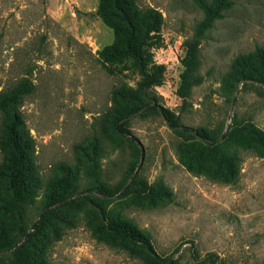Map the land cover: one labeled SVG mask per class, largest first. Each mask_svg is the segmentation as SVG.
Listing matches in <instances>:
<instances>
[{"label": "rangeland", "instance_id": "374dc122", "mask_svg": "<svg viewBox=\"0 0 264 264\" xmlns=\"http://www.w3.org/2000/svg\"><path fill=\"white\" fill-rule=\"evenodd\" d=\"M232 1L196 37L194 0H138L162 16L148 48L163 71L159 105L213 144L148 107L126 120L131 139L115 130L113 92L140 76L104 61L113 33L98 0H0V91L32 88L18 113L35 175L27 206L11 201L0 114V220L21 234L20 257L14 248L0 264H264V96L237 61L261 66L264 0ZM113 222L135 226L149 249L115 236Z\"/></svg>", "mask_w": 264, "mask_h": 264}, {"label": "trees", "instance_id": "16d2710c", "mask_svg": "<svg viewBox=\"0 0 264 264\" xmlns=\"http://www.w3.org/2000/svg\"><path fill=\"white\" fill-rule=\"evenodd\" d=\"M194 2L203 12V19L197 25L196 37L202 36L211 29L214 22L220 20L224 12L233 5L232 0H194ZM97 12L113 33L112 43L102 53L104 61L117 64L129 61L140 76L136 89L120 86L113 92L111 114L115 130L124 137L130 138L126 120L142 108L148 107L147 110L157 111L174 132L192 135L203 142L218 143V140L212 141L213 138L205 129L190 128L175 122L170 111L159 105L158 98L153 92L152 88L160 85L163 71L158 66L150 67L148 48L158 40L162 26L161 14L152 8H141L138 0H98ZM256 57L260 60V67L256 66V60L253 61L250 56L240 57L237 60L238 66L249 68L250 74L246 75L241 71V77L257 82L264 96V51L259 50ZM31 90L27 80L22 79L0 91V114L3 115L4 120L3 166L9 184L10 199L23 208L27 206L31 196V183L35 180V175H33L34 167L30 155L32 141L26 134L24 122L18 113V105ZM62 199L64 197L59 200ZM6 221L8 220H0V260L10 255L14 248L11 254L17 256L15 251L19 250L15 244L21 234L12 221ZM37 224L38 222L34 223V226ZM108 228L121 239L139 243L147 249L150 247L143 233L130 223L113 222ZM17 260L23 259L17 258ZM29 264L39 263L31 261Z\"/></svg>", "mask_w": 264, "mask_h": 264}]
</instances>
